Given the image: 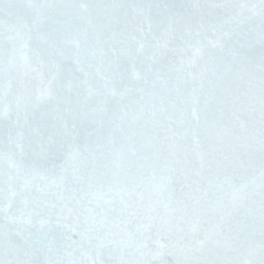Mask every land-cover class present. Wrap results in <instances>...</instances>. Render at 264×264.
Here are the masks:
<instances>
[{
    "label": "snow or ice",
    "instance_id": "6c2138e0",
    "mask_svg": "<svg viewBox=\"0 0 264 264\" xmlns=\"http://www.w3.org/2000/svg\"><path fill=\"white\" fill-rule=\"evenodd\" d=\"M0 264H264V0H0Z\"/></svg>",
    "mask_w": 264,
    "mask_h": 264
}]
</instances>
